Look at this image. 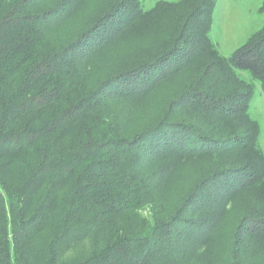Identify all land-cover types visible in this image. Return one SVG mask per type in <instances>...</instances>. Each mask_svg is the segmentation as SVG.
I'll return each instance as SVG.
<instances>
[{
	"label": "trees",
	"instance_id": "1",
	"mask_svg": "<svg viewBox=\"0 0 264 264\" xmlns=\"http://www.w3.org/2000/svg\"><path fill=\"white\" fill-rule=\"evenodd\" d=\"M82 2L0 0V264H264V28L226 58L216 0H118L57 37ZM151 24L150 48L94 74Z\"/></svg>",
	"mask_w": 264,
	"mask_h": 264
},
{
	"label": "rangeland",
	"instance_id": "2",
	"mask_svg": "<svg viewBox=\"0 0 264 264\" xmlns=\"http://www.w3.org/2000/svg\"><path fill=\"white\" fill-rule=\"evenodd\" d=\"M160 1L178 2L179 0H143L142 8L145 11L150 10ZM116 2H118V0H83V2L76 7V14L67 22L60 24L59 27L55 29L54 33H56L57 37L74 36L81 29L90 25L95 19L101 16L105 10H107L106 8ZM213 18L212 40L218 47L220 53L224 57L230 58L238 48L251 38V36L264 28L262 0H216ZM164 23H167V21ZM153 26L154 25L151 24L148 27V32L132 33V35L126 39H122L107 48L98 57L94 74L107 76L121 71L123 67H127V65L134 60L137 52L150 48L153 45L158 31L155 29L153 31ZM164 32L167 34V29ZM241 76L248 81H252L251 76L247 72H242ZM252 82L254 83L255 89L250 103L249 113L260 125L261 136L259 143L264 151V92L258 81ZM166 96H168L167 90L159 91L155 96L156 99L150 101L148 106L153 107L163 103ZM188 177L191 176L186 172L179 177L180 181L175 185L177 189L175 192L176 200L187 190L190 179ZM11 179L17 182L20 180V176L13 172ZM145 213L147 214V212ZM228 221L230 220H227V222ZM90 245L91 243L89 241L79 243L67 253L66 257L84 253L88 250Z\"/></svg>",
	"mask_w": 264,
	"mask_h": 264
}]
</instances>
